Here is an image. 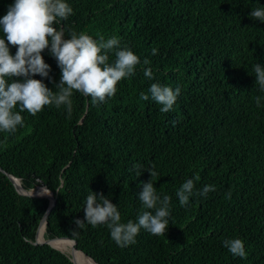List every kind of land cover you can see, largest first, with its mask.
I'll return each mask as SVG.
<instances>
[{
	"label": "trees",
	"instance_id": "obj_1",
	"mask_svg": "<svg viewBox=\"0 0 264 264\" xmlns=\"http://www.w3.org/2000/svg\"><path fill=\"white\" fill-rule=\"evenodd\" d=\"M66 2L73 13L54 25L65 38L73 30L93 39L115 35L141 64L98 106L74 91L70 117L63 106L46 105L35 116L22 112L23 126L14 134L0 132L1 168L28 190L44 186L55 194L45 238L75 239L99 264H264V92L254 72V65L264 67V22L249 15L264 0ZM11 3L0 0V17ZM17 47L9 44L10 54ZM42 56L49 77L34 78L55 91L60 68L48 49ZM156 82L181 89L168 113L140 99ZM153 166L157 194L171 197L164 235L141 229L134 244L121 248L104 224L77 228L91 192L116 204L122 223L135 222L139 185ZM196 175L194 192L206 185L215 190L181 206L176 192ZM50 204L47 197L20 194L0 170V264H74L66 252L35 243ZM229 238L243 240L246 258L223 246Z\"/></svg>",
	"mask_w": 264,
	"mask_h": 264
},
{
	"label": "clouds",
	"instance_id": "obj_2",
	"mask_svg": "<svg viewBox=\"0 0 264 264\" xmlns=\"http://www.w3.org/2000/svg\"><path fill=\"white\" fill-rule=\"evenodd\" d=\"M72 13L73 9L66 0H13L6 14L0 17V31L3 33L0 37V132L14 134L18 126H23L22 112L35 116L46 105L57 109L63 106L70 117L74 91L90 97L91 106H98L115 95L120 80L135 74L137 65L141 64L140 57L131 48L121 47L119 37L113 35L105 39L100 35L93 39L84 32L73 30L70 38H65L63 29L54 25ZM249 15L253 20L264 22V7L252 9ZM9 44L18 46L15 55L10 54ZM45 49L60 68L55 91L42 79L34 78L37 74L49 77L50 65L42 56ZM156 52L153 48L152 54ZM109 53L114 54V61L110 62ZM142 63L147 66L150 61L145 58ZM254 72L255 83L264 92V67L256 64ZM144 76L153 79L151 67L144 69ZM180 92L179 86L173 89L156 82L150 85L148 94H140V99H151L160 105L161 113H168ZM260 100L256 97L258 107ZM133 167L137 169L138 177L140 166ZM147 171L150 179L139 185L141 190L137 196L142 207L135 222L122 223L117 205L102 193L91 192L83 208L84 218L74 221L77 228L84 229L86 224L92 227L104 224L110 230L111 239L121 248L134 244L141 229L154 236L164 235L169 226L171 197L164 195L161 198L157 194L152 180L158 175L154 166ZM199 180V175L187 179L176 192L181 206H187L194 194L204 197L215 190L213 185H206L194 192L195 181ZM43 192L48 193V190L45 188ZM230 196L229 193L228 198ZM77 234V231L72 232V235ZM222 243L234 257H247L242 239L229 238Z\"/></svg>",
	"mask_w": 264,
	"mask_h": 264
},
{
	"label": "water",
	"instance_id": "obj_3",
	"mask_svg": "<svg viewBox=\"0 0 264 264\" xmlns=\"http://www.w3.org/2000/svg\"><path fill=\"white\" fill-rule=\"evenodd\" d=\"M0 170L4 171V172H5V173L11 178L12 182L15 184L16 189L18 190V192H19L20 194L28 195V196H34V197H47V198L50 199L51 204H50L48 210L46 211V213L44 214L43 218L41 219L40 224H39V226H38V230H39L40 225L44 224V225H45V229H46V223H47V220H48V216H49V214H50L52 208H53L54 205L56 204V197H55V194H54L50 189H48L47 187H44V186H43V187L46 188V189L48 190V193H44V194H36V193H34V192L32 191V190H34V189H30V190H28V189L24 188V187L22 186V184H18V183H17V180H19L20 183H21L20 178H18V177H16V176L12 175V174H10V173H8V172L5 171L3 168H1V166H0ZM39 187H42V186H39ZM39 187H38V188H39ZM38 230H37V233H36V239H35V243H36V244L48 243V244L52 245L53 247H55V248H57V249H60V248L54 246V245L51 243V240H53V239H55V238H61V237L45 238V240L41 241V240H38V239H37ZM63 238H68V239H70V240H73V241H74V246H75V248H76L77 250H80V249L77 248V241H76L75 239H72V238H70V237H63ZM60 250L63 251L62 249H60ZM80 251H81L84 255H86L87 257H89L90 259H92L96 264H99V263L96 262L92 257H90L89 255H87L86 253H84L82 250H80ZM63 252H65V251H63ZM67 254H68L69 257L71 258V260L74 262V264H78V263H76V261H75L74 258H73V252H72V251L70 252V254H69V253H67Z\"/></svg>",
	"mask_w": 264,
	"mask_h": 264
},
{
	"label": "bare ground",
	"instance_id": "obj_4",
	"mask_svg": "<svg viewBox=\"0 0 264 264\" xmlns=\"http://www.w3.org/2000/svg\"><path fill=\"white\" fill-rule=\"evenodd\" d=\"M18 184H21L19 180H17ZM43 189H45L44 187H39L36 190H33L34 193L36 194H44ZM41 192V193H38ZM44 232H45V225L42 224L40 225V229H39V234H38V240H45V236H44ZM61 240H65V241H61ZM51 243L62 249V250H70L73 252V256H74V260L76 261V263L78 264H96L92 259H90L89 257H87L86 255H84L80 250H77L74 246V241L70 240L68 238H55L53 240H51Z\"/></svg>",
	"mask_w": 264,
	"mask_h": 264
},
{
	"label": "rangeland",
	"instance_id": "obj_5",
	"mask_svg": "<svg viewBox=\"0 0 264 264\" xmlns=\"http://www.w3.org/2000/svg\"><path fill=\"white\" fill-rule=\"evenodd\" d=\"M36 189H38V187L37 188H35L34 190H36ZM33 191V190H32ZM61 241H65V240H61ZM66 242V241H65ZM63 251H65L66 253H69L70 254V250H68V252H67V250H63ZM73 258H74V256H73Z\"/></svg>",
	"mask_w": 264,
	"mask_h": 264
}]
</instances>
